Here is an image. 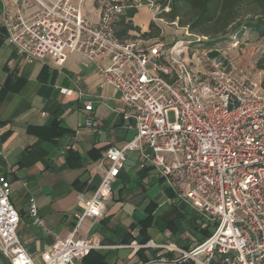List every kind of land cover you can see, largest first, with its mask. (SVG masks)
<instances>
[{
  "label": "built area",
  "instance_id": "2783aa9c",
  "mask_svg": "<svg viewBox=\"0 0 264 264\" xmlns=\"http://www.w3.org/2000/svg\"><path fill=\"white\" fill-rule=\"evenodd\" d=\"M86 1L7 0L1 14L7 40L29 63L50 57L62 65L74 52L94 63L107 59L99 68L119 102L131 110L124 117L134 120L128 127L135 135L107 149L100 185L74 212L69 234L39 260L18 235L20 215L11 201V183L0 178V256L9 264H76L96 249L79 230L86 219L102 214L128 154L137 151L141 163L155 166L176 196L212 228L190 250L176 249L178 255L160 254L139 264H264L262 79L188 30L194 40L116 35L126 8L145 5L159 13L156 0H110L98 21L84 14ZM34 5L38 10L29 13ZM84 109L94 110L92 100ZM85 126L99 132L102 122L87 117ZM78 140L75 133L62 154L75 150ZM28 213L42 224L35 196L28 199Z\"/></svg>",
  "mask_w": 264,
  "mask_h": 264
},
{
  "label": "crops",
  "instance_id": "0c3cea01",
  "mask_svg": "<svg viewBox=\"0 0 264 264\" xmlns=\"http://www.w3.org/2000/svg\"><path fill=\"white\" fill-rule=\"evenodd\" d=\"M6 3L0 0V178L11 183V201L20 215L18 235L39 260L72 230L74 212L101 183L107 149L134 137L135 130L128 127L134 120L125 119L131 110L104 80L99 65L107 59L94 63L74 52L58 65L50 57L29 63L21 56L2 23ZM103 5L102 0H87L82 10L98 21ZM37 10L34 5L29 13ZM137 10L132 20L146 32L153 13L145 5ZM130 34L134 37L128 39L139 35ZM87 100L94 104L92 112L84 109ZM87 117L102 122L99 132L85 126ZM75 133L76 149L62 154ZM140 159L137 151L128 154L113 199L99 217L82 223L79 236L98 247L76 264H139L160 254L174 256L176 249L190 250L211 233L206 219L176 196L159 170ZM30 196L37 200L42 224L29 216ZM134 241L151 245L137 247Z\"/></svg>",
  "mask_w": 264,
  "mask_h": 264
},
{
  "label": "trees",
  "instance_id": "16d2710c",
  "mask_svg": "<svg viewBox=\"0 0 264 264\" xmlns=\"http://www.w3.org/2000/svg\"><path fill=\"white\" fill-rule=\"evenodd\" d=\"M156 2L160 5L157 18L176 23L191 34L206 37L207 39L202 42L206 47L216 48L214 45L220 39L230 34L242 36L247 30L264 38V0H156ZM166 7H169L168 11L165 10ZM137 11L135 7L126 8L116 22V35L125 40L134 37L130 32L136 31L146 39L162 38V27L155 20L151 21L146 32H142L141 28L134 24L132 18ZM256 68L264 73V56L257 61ZM262 88L264 90V76ZM92 252L93 250L84 259ZM5 262L9 264L8 261Z\"/></svg>",
  "mask_w": 264,
  "mask_h": 264
},
{
  "label": "rangeland",
  "instance_id": "374dc122",
  "mask_svg": "<svg viewBox=\"0 0 264 264\" xmlns=\"http://www.w3.org/2000/svg\"><path fill=\"white\" fill-rule=\"evenodd\" d=\"M102 1L105 4L110 0ZM129 2H132V0L126 1V3ZM149 8L153 13L154 20L163 28L162 38L159 39H195L194 36H188L186 34V28L165 20H159L157 18L158 11L155 10V8ZM214 46L223 54L235 59L242 67L263 79L264 73L257 70L256 63L262 56H264V38H260L257 34L247 30L242 36L230 34L228 37L220 39Z\"/></svg>",
  "mask_w": 264,
  "mask_h": 264
},
{
  "label": "water",
  "instance_id": "95a60500",
  "mask_svg": "<svg viewBox=\"0 0 264 264\" xmlns=\"http://www.w3.org/2000/svg\"><path fill=\"white\" fill-rule=\"evenodd\" d=\"M0 264H7L5 260L0 256Z\"/></svg>",
  "mask_w": 264,
  "mask_h": 264
}]
</instances>
